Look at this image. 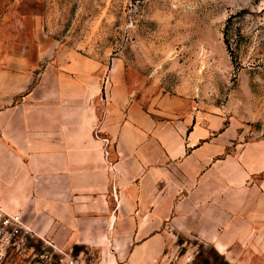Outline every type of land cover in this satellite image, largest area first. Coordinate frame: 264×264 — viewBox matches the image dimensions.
I'll return each instance as SVG.
<instances>
[{
	"label": "crops",
	"instance_id": "crops-1",
	"mask_svg": "<svg viewBox=\"0 0 264 264\" xmlns=\"http://www.w3.org/2000/svg\"><path fill=\"white\" fill-rule=\"evenodd\" d=\"M17 3L0 0L7 210L72 247L73 264H90L78 250L95 247L98 264H264V179H252L264 171V142L245 146L231 173L223 159L209 161L218 120L206 112L173 124L121 108L112 115L93 90L90 62L65 58L44 29L45 12L24 13ZM145 128L155 138L145 140ZM180 244L187 251H164ZM194 245L215 251L196 253Z\"/></svg>",
	"mask_w": 264,
	"mask_h": 264
},
{
	"label": "rangeland",
	"instance_id": "rangeland-1",
	"mask_svg": "<svg viewBox=\"0 0 264 264\" xmlns=\"http://www.w3.org/2000/svg\"><path fill=\"white\" fill-rule=\"evenodd\" d=\"M17 7L45 12L44 29L65 58L90 62L93 90L112 115L121 108L173 124L206 112L218 120L208 135L209 161L223 159L231 173L245 146L264 142V0H18ZM144 134L145 140L154 137L147 128ZM219 145L224 149L214 155ZM252 179H264V171ZM8 199L0 198L6 211ZM27 226L29 233L3 264L71 261L72 247L57 245L48 229ZM164 247L166 253H181L189 246ZM190 247L202 254L215 251ZM78 251L89 252L90 264H98L99 248Z\"/></svg>",
	"mask_w": 264,
	"mask_h": 264
},
{
	"label": "built area",
	"instance_id": "built-area-1",
	"mask_svg": "<svg viewBox=\"0 0 264 264\" xmlns=\"http://www.w3.org/2000/svg\"><path fill=\"white\" fill-rule=\"evenodd\" d=\"M30 229L18 212L6 211L0 208V264L19 240L29 233ZM67 264H73V261Z\"/></svg>",
	"mask_w": 264,
	"mask_h": 264
}]
</instances>
